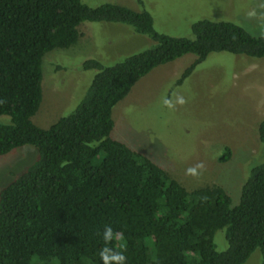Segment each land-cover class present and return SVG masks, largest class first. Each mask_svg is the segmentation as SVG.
<instances>
[{"label":"trees","instance_id":"obj_1","mask_svg":"<svg viewBox=\"0 0 264 264\" xmlns=\"http://www.w3.org/2000/svg\"><path fill=\"white\" fill-rule=\"evenodd\" d=\"M84 21L117 22L155 44L97 69L86 94L48 128L34 123L43 58L81 37ZM193 37L155 28L152 14L119 3L0 0V156L26 145L29 163L0 187V264H264V160L233 205L220 185L187 189L147 155L111 136L113 108L154 68L193 53L183 78L212 52L264 58V34L231 20L199 19ZM264 143V118L258 126ZM231 156L227 147L221 157ZM264 157V152L263 156ZM225 228L228 248L216 232Z\"/></svg>","mask_w":264,"mask_h":264},{"label":"rangeland","instance_id":"obj_2","mask_svg":"<svg viewBox=\"0 0 264 264\" xmlns=\"http://www.w3.org/2000/svg\"><path fill=\"white\" fill-rule=\"evenodd\" d=\"M90 6L106 2L147 10L155 28L173 36L193 37L199 19L231 20L253 34H264V0H83ZM81 37L67 49L43 58V99L33 116L48 128L82 100L97 69H84L88 59L112 65L155 44L125 23H81ZM193 53L154 68L113 108L111 136L165 169L187 189L220 185L233 200L251 169L264 160L258 126L264 118V58L212 52L193 72L183 74ZM229 147L231 156L221 157ZM37 153L26 145L0 156V187L11 182ZM225 228L216 232L218 250L228 248ZM257 249L244 264H261Z\"/></svg>","mask_w":264,"mask_h":264}]
</instances>
